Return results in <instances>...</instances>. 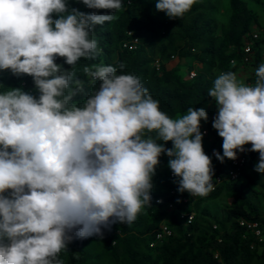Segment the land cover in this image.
I'll return each instance as SVG.
<instances>
[{"label":"clouds","instance_id":"9594fccd","mask_svg":"<svg viewBox=\"0 0 264 264\" xmlns=\"http://www.w3.org/2000/svg\"><path fill=\"white\" fill-rule=\"evenodd\" d=\"M79 2L105 13L70 8L68 0H0V72L31 76L39 92H0V264H61L59 253L74 237H102L114 223L132 224L151 205L162 154L179 192L214 191L212 157L203 148L209 137L201 131L205 108L189 107L173 119L138 76L96 64L84 72L100 81L98 90L84 107L70 104L83 84L56 60L74 69L81 58L95 59L94 27L123 7V0ZM195 3L157 0L155 7L182 19ZM255 74L250 86L234 72L218 73L208 96L218 108L212 127L223 140L215 157L258 152L255 170L264 173V63Z\"/></svg>","mask_w":264,"mask_h":264},{"label":"trees","instance_id":"16d2710c","mask_svg":"<svg viewBox=\"0 0 264 264\" xmlns=\"http://www.w3.org/2000/svg\"><path fill=\"white\" fill-rule=\"evenodd\" d=\"M226 1L223 19L217 15V0H197L182 19H169L164 12L156 10L157 0H123V7L112 13L115 19L94 27L90 38L98 42L100 49L95 59L81 58L74 69L64 63V58L56 60L65 69L74 71L73 79L83 84L84 91L70 104L84 107L99 88L100 81L91 82L84 72L85 67L112 65L117 68V74L138 76L150 95L159 101L161 111L169 117L178 114L181 118L189 107L211 98L208 91L214 86L218 73L235 71L240 63L241 45L256 29L259 38L252 42L253 57L242 63L252 66L245 80L254 86L256 69L260 65V47L264 45V20L258 23L244 0ZM68 3L70 8L80 11L105 13V10L89 9L79 0H68ZM133 38L135 43L128 48ZM230 58L234 59L232 63ZM190 69L194 74L188 77ZM14 87L39 96L31 76L16 77L10 71L0 72V92ZM205 128L209 138L203 137V148L212 157L214 191L183 203L175 182L178 178L168 175L171 171L169 157L162 154L153 177L151 205H145L132 224L117 222L110 229H103L102 237H74L59 253L61 264H248L253 259L264 264V236L250 247L254 237L244 232L238 223L240 218L264 219L253 201L255 193L264 190V173L255 170L257 152L248 151L239 175L229 179L226 169L230 159L220 162L209 153V148L220 136L212 125ZM150 135L155 136V133ZM165 147H172V142H167ZM218 152L222 155L223 149L219 148ZM171 188L176 189L175 195L168 193ZM217 196L226 199L222 215L203 204ZM167 203L171 204L170 208ZM187 207L193 216L185 223L179 213ZM162 218L171 232L149 246L152 232Z\"/></svg>","mask_w":264,"mask_h":264},{"label":"built area","instance_id":"2783aa9c","mask_svg":"<svg viewBox=\"0 0 264 264\" xmlns=\"http://www.w3.org/2000/svg\"><path fill=\"white\" fill-rule=\"evenodd\" d=\"M258 38H259V34L257 31H251L250 32L249 40L245 41L243 43V45L241 46V52H240L241 63L249 62L252 59V57H253V46H252L253 44H252V42L254 40H257ZM134 42H135V39H132L130 44H128V48L133 46ZM229 61L233 62V58H230ZM262 63H264V46L260 47V64H262ZM191 74H192V72H190V75ZM249 85L252 86L250 83H249ZM201 131L204 134L206 133L205 129H201ZM222 143H223L222 138L221 137L218 138L217 142L214 143L209 148V153L212 156H214V151H218L219 148H222ZM245 148L249 149V146L246 145ZM247 155H248L247 150L245 152H242V153L238 152L237 153L238 158L236 160H230L229 161V166L226 169V177L227 178L234 179L239 175V173H240V171H241V169H242V167L246 161ZM258 159H259V153L257 152V154L255 155V164H257ZM168 175L170 177H174L172 174V171H170L168 173ZM215 180H217V177H215ZM168 193L170 195H175L177 192H176L175 188H171L168 190ZM195 197L196 196H191L187 191H185L179 195V198L183 203H189L191 201V199H193ZM158 201H159V198H156L155 202H158ZM166 206H167V208H170L171 204L167 203ZM192 216H193V212L189 207L185 208L184 210H182L179 213V217L184 219L185 223H188L192 219ZM238 223L243 226L244 232H248L254 237L253 242H251L249 245L250 247H253L255 242H259L263 239V236H264V219L263 220H245V219L240 218V219H238ZM170 232H171V230H170L167 222L164 220L159 221L157 228L152 232V236L148 241V245L153 246L156 242H158L161 239H163L164 237L168 236L170 234Z\"/></svg>","mask_w":264,"mask_h":264},{"label":"rangeland","instance_id":"374dc122","mask_svg":"<svg viewBox=\"0 0 264 264\" xmlns=\"http://www.w3.org/2000/svg\"><path fill=\"white\" fill-rule=\"evenodd\" d=\"M218 1V18L223 19L225 12H226V7H227V1L226 0H217ZM246 5L252 9V11L255 13V16L258 20V23L262 24L264 20V0H257L258 2H255L254 0H244ZM262 30V29H261ZM253 31H256L254 29ZM264 46V45H263ZM184 65L182 64L181 67ZM237 79L244 83L245 85H249V83L245 80L246 73L242 74L241 72L237 73ZM218 77V76H217ZM205 108V110L208 113V120L207 121H201L202 127H206V125H212L213 118L218 112V108L216 105V102L214 98H210L208 101H204L198 106H195L193 108ZM187 114V112H186ZM171 118L173 119H178L180 116L178 114H175ZM251 146V144H248ZM264 191V190H263ZM263 191L256 192L255 197L253 198V201L256 202L258 211L261 216H264V195ZM226 199L223 198L222 196H217L209 201H205L203 204L207 205L208 208H210L213 212L217 213L218 215H222L224 213V203ZM248 264H258L256 260H251Z\"/></svg>","mask_w":264,"mask_h":264},{"label":"crops","instance_id":"0c3cea01","mask_svg":"<svg viewBox=\"0 0 264 264\" xmlns=\"http://www.w3.org/2000/svg\"><path fill=\"white\" fill-rule=\"evenodd\" d=\"M252 66L249 64H242V63H237L236 69L234 73L237 75V73L241 72L242 74L246 73V76L249 75L252 72Z\"/></svg>","mask_w":264,"mask_h":264}]
</instances>
